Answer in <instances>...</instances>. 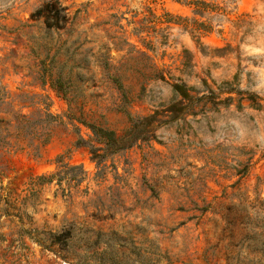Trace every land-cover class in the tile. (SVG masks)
Wrapping results in <instances>:
<instances>
[{
    "label": "rangeland",
    "instance_id": "374dc122",
    "mask_svg": "<svg viewBox=\"0 0 264 264\" xmlns=\"http://www.w3.org/2000/svg\"><path fill=\"white\" fill-rule=\"evenodd\" d=\"M48 1L0 0V264H104L116 240L124 264H264V111L221 103L228 82L264 108V0L228 4L200 46L181 1L58 0L72 22L46 32L30 15ZM173 83L194 89L174 119ZM154 112L153 137L104 167L74 147L85 124L122 136ZM59 155L85 180L30 193Z\"/></svg>",
    "mask_w": 264,
    "mask_h": 264
},
{
    "label": "trees",
    "instance_id": "16d2710c",
    "mask_svg": "<svg viewBox=\"0 0 264 264\" xmlns=\"http://www.w3.org/2000/svg\"><path fill=\"white\" fill-rule=\"evenodd\" d=\"M177 2H183L185 5L191 7L192 17L190 22H186L184 19L183 22L185 24L182 26L183 30L187 31L191 35V40L197 45H201V38L204 36L210 35L215 32V28L218 26L216 23L218 22V18L225 16L227 14L228 4H232L235 0H175ZM166 16H170L166 14ZM43 20L44 30L49 32L59 31L64 29V27L68 24H71L72 19L68 17L65 9L59 4L58 0L48 1L36 9L31 15L30 20L35 22L39 20ZM181 19V18H180ZM170 23V22H167ZM176 24V23H175ZM143 30L134 29V33L136 35L142 33ZM216 32H220L219 30ZM112 81L117 85L118 89H121V84L118 79H112ZM202 86L207 88V91L210 94V98L213 99V92L208 88V85L205 80L201 81ZM211 83L214 84L213 81ZM225 85L230 86L227 90L226 98L221 100L222 104H229L232 101V94L240 95V99H245L248 101L251 106L255 107L256 110H263L264 108L261 105V99L253 93H242L239 90H235L231 88L232 83L226 82ZM173 91L181 98V101L172 104L167 107L165 112L167 114L173 115V119L178 115H181L184 111V106L182 101H192L193 96L190 95V92H194L193 88H188L184 83L177 84L173 83L172 85ZM209 98V100H210ZM212 101V100H210ZM2 102V101H1ZM214 103V102H213ZM158 112H154L152 115L140 118L132 122L129 130L123 134L122 136H117L113 131H108L101 127H97L91 124H85L86 127L91 132V137L88 140H84L81 137H78L77 141L74 144L76 149H84L92 162H94L97 166L104 167L106 159L109 156H114L116 154L124 153L129 150L139 141H147L153 135L152 125L156 123V117ZM5 123V121L0 120V125ZM8 125V121L5 123ZM2 130L0 128V134ZM29 135L32 136L31 133ZM36 138V135H33ZM47 141V140H46ZM45 141V142H46ZM0 147L6 148L7 150H11L14 148L10 143L5 142V137L0 136ZM64 156L59 155L54 160V165L56 167V171L50 174H43L40 176H36L29 180L28 189L30 193H35L37 188L40 190L45 186L51 185L54 181L55 184L59 187L61 194L64 196L66 189L68 190L70 182H75L76 184H81L86 177V173L83 170L82 166H73L69 165V163L64 162ZM76 173V174H73ZM67 182V188H62V183ZM69 192V191H68ZM68 195V193H67ZM26 231H23L25 233ZM113 234V233H111ZM36 239V238H35ZM50 243H58L62 242L65 245L73 242V237L70 235L69 231L64 233H55L50 236ZM45 239H39L37 242L44 241ZM86 242L89 239L85 240ZM119 240L116 242L108 244L106 242V246L103 251L100 253L101 257H105L106 260L104 264H124L122 259H118V255L113 252V246H117L118 248L124 247L123 245L117 244ZM124 253L121 254L123 256Z\"/></svg>",
    "mask_w": 264,
    "mask_h": 264
}]
</instances>
